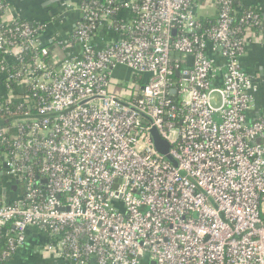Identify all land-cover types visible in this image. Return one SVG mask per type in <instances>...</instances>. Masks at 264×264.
<instances>
[{"label": "built area", "instance_id": "built-area-1", "mask_svg": "<svg viewBox=\"0 0 264 264\" xmlns=\"http://www.w3.org/2000/svg\"><path fill=\"white\" fill-rule=\"evenodd\" d=\"M242 1L70 2L80 19L51 49L0 0V172L18 183L0 263L36 229L57 264H264V111L241 65L264 20ZM118 67L129 97L109 90Z\"/></svg>", "mask_w": 264, "mask_h": 264}, {"label": "crops", "instance_id": "crops-1", "mask_svg": "<svg viewBox=\"0 0 264 264\" xmlns=\"http://www.w3.org/2000/svg\"><path fill=\"white\" fill-rule=\"evenodd\" d=\"M8 7L7 17L17 22H25L42 29L41 41L46 47L53 48L57 41H65L71 38L74 28L80 19V13L73 7L67 9L66 5H78L80 0H4ZM127 1V0H125ZM61 2V3H60ZM239 4V2H238ZM243 6L253 8L261 13V18L264 15V0H244L241 3ZM197 16H203V13L197 12ZM100 39L104 42L110 40L106 31L100 32ZM55 52L63 58V56L71 53L62 52L58 47H55ZM76 55V53L74 54ZM241 65L245 72L255 75L258 80L259 91L255 96V110L252 116H256L264 111V46L249 45L246 48L245 55L241 59ZM263 73L262 75L260 73ZM4 172V171H3ZM2 172V173H3ZM7 177V175H5ZM3 180L0 178V188ZM14 201V197L8 191L4 196H0V203ZM1 230V229H0ZM7 232H1L0 240L2 244L8 238ZM7 236V237H6ZM48 241L45 232L31 229L27 231L24 248L19 249L15 254L0 264H15L21 262L24 257L25 249L30 245L31 251L37 258L33 264H57L53 259H42L39 254V249ZM6 248V247H4ZM3 248V249H4ZM2 249V250H3ZM25 260V258H24Z\"/></svg>", "mask_w": 264, "mask_h": 264}, {"label": "rangeland", "instance_id": "rangeland-1", "mask_svg": "<svg viewBox=\"0 0 264 264\" xmlns=\"http://www.w3.org/2000/svg\"><path fill=\"white\" fill-rule=\"evenodd\" d=\"M133 75L134 74L127 68H116L110 79V92L124 97H129L133 88L136 92L137 87L132 80ZM1 179L3 180L1 185H8V182L10 181L9 178L2 177ZM19 187H21V185H19ZM35 260L37 261V258L31 251V246L29 245L25 249V254L21 262L19 263L18 261V263L15 264H33Z\"/></svg>", "mask_w": 264, "mask_h": 264}, {"label": "trees", "instance_id": "trees-1", "mask_svg": "<svg viewBox=\"0 0 264 264\" xmlns=\"http://www.w3.org/2000/svg\"><path fill=\"white\" fill-rule=\"evenodd\" d=\"M91 1H96V3L98 4V5H104V0H80V3H84V4H89V3H91ZM115 6L116 7H120V4H118L117 2H116V4H115ZM234 8H236L238 11H240L241 9H242V11H245L246 9H249V8H245V7H243V6H241L240 5V3L238 4L237 2H235V4H234ZM254 11H255V13H257V14H261V13H259V11H257V10H255V9H253ZM117 15H118V17L120 18V20L119 21H117V22H121V20H127V16H128V13H126V12H124L121 8H119V11H118V13H117ZM117 15L115 16V18L117 17ZM239 15H241L240 13L237 15V16H239ZM117 17V18H118ZM260 17H261V15H260ZM204 26H207V24H204ZM3 27L4 28H0V32H4V34H5V32L7 31V28H11L12 27V25H3ZM102 31H104V29H102V28H97V32H102ZM7 33V32H6ZM6 35V34H5ZM107 35L109 36V38H116V39H118L119 38V36H115V35H113V33H112V31H107ZM113 35V36H112ZM31 56H32V54L31 53H28V55L26 56V58L28 59V58H31ZM1 60H4L5 61V58L4 57H2V55L0 54V65H2V62H1ZM44 61L46 62V63H50V59L49 58H45L44 59ZM15 91H17L16 89H15ZM18 92V91H17ZM5 103V102H4ZM10 105H12L11 106V109H13L14 107H16V105L17 104H10ZM3 205V204H2ZM0 206H1V203H0ZM11 230V225H6V226H4V228H2L1 230H0V236H1V232L3 231V232H8V231H10ZM6 245V244H5ZM5 246H4V243L2 244V241L0 240V250H2L3 248H4Z\"/></svg>", "mask_w": 264, "mask_h": 264}, {"label": "water", "instance_id": "water-1", "mask_svg": "<svg viewBox=\"0 0 264 264\" xmlns=\"http://www.w3.org/2000/svg\"><path fill=\"white\" fill-rule=\"evenodd\" d=\"M262 17L264 18V15ZM191 60H192V58L189 57L188 58V61H189L188 66L189 67L191 66ZM260 74L262 75L263 73L261 72ZM173 93H174V91H173ZM151 136H152V142H153V145H154L155 149L161 155L166 156L167 160L170 161L174 166H177L176 162L173 161L168 156L169 145L158 136V134H157V132L155 130L151 131ZM257 142H259V140ZM3 168H4V166H2V169ZM2 177H5V173L4 172L3 173L0 172V178H2ZM3 188L4 189L0 188V196L1 195L4 196L6 194V191H8L10 193V195H12V197H14L17 194L15 192L17 191L18 183L17 182L8 183V185H5ZM9 203H11V202H7L6 204H9Z\"/></svg>", "mask_w": 264, "mask_h": 264}]
</instances>
